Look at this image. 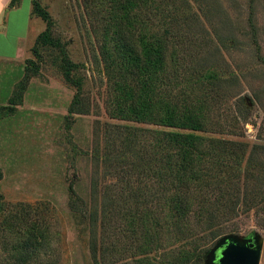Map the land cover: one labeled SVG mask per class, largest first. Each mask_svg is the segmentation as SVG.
I'll return each instance as SVG.
<instances>
[{"label": "trees", "instance_id": "1", "mask_svg": "<svg viewBox=\"0 0 264 264\" xmlns=\"http://www.w3.org/2000/svg\"><path fill=\"white\" fill-rule=\"evenodd\" d=\"M96 1L108 113L124 124L91 155L112 180L101 186L96 170L90 207L70 185V209L89 219L94 264H205L210 247L238 230L231 224L264 207V143L245 140L250 109L237 96L238 75L215 61L186 67L187 45L198 34L187 20L197 0ZM32 4L47 28L4 109L16 113L42 53L52 49L60 51L65 82L78 90L69 116L82 115L79 65L53 36L48 10ZM231 98L238 99L229 113ZM262 134L259 126L257 140ZM3 199L0 191V215Z\"/></svg>", "mask_w": 264, "mask_h": 264}, {"label": "rangeland", "instance_id": "2", "mask_svg": "<svg viewBox=\"0 0 264 264\" xmlns=\"http://www.w3.org/2000/svg\"><path fill=\"white\" fill-rule=\"evenodd\" d=\"M39 1L53 19V36L61 39L71 61L79 65L76 76L83 81L85 112L69 116L78 90L65 82L60 51L52 49L42 53L41 71L30 79L16 113L4 109L24 76L26 60L34 59L31 48L36 38L47 28L32 14L20 58L11 66L0 59V191L5 209L0 215V264H94L89 219L70 209L69 187L91 206L97 170L91 155L97 147L104 149L124 123L108 113L109 93L95 33L100 19L93 0ZM30 2L25 0V10ZM190 16L187 22H194L198 34L187 45L193 56L186 59V67L215 61L238 75L237 96L250 109V122L243 125L245 140L264 143V63L260 59H264V0H197ZM238 98L226 105L229 113ZM259 126L263 127L260 141ZM101 167L97 176L103 186L112 179L104 176ZM230 226L238 230L222 238L259 236L264 241V207L241 215ZM260 264H264V247Z\"/></svg>", "mask_w": 264, "mask_h": 264}, {"label": "crops", "instance_id": "3", "mask_svg": "<svg viewBox=\"0 0 264 264\" xmlns=\"http://www.w3.org/2000/svg\"><path fill=\"white\" fill-rule=\"evenodd\" d=\"M13 0H0V59L12 65L15 58H20L24 41L30 35L32 8H23L25 0L12 7ZM29 50V49H27Z\"/></svg>", "mask_w": 264, "mask_h": 264}, {"label": "water", "instance_id": "4", "mask_svg": "<svg viewBox=\"0 0 264 264\" xmlns=\"http://www.w3.org/2000/svg\"><path fill=\"white\" fill-rule=\"evenodd\" d=\"M263 247L264 241L259 236L240 239L228 235L207 254V264H260Z\"/></svg>", "mask_w": 264, "mask_h": 264}]
</instances>
